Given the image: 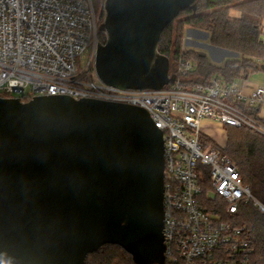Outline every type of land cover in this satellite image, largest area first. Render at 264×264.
Segmentation results:
<instances>
[{
    "label": "water",
    "instance_id": "95a60500",
    "mask_svg": "<svg viewBox=\"0 0 264 264\" xmlns=\"http://www.w3.org/2000/svg\"><path fill=\"white\" fill-rule=\"evenodd\" d=\"M197 0H105L95 69L107 85L175 80L164 30ZM163 131L140 106L0 97V264H85L105 244L165 264Z\"/></svg>",
    "mask_w": 264,
    "mask_h": 264
},
{
    "label": "built area",
    "instance_id": "2783aa9c",
    "mask_svg": "<svg viewBox=\"0 0 264 264\" xmlns=\"http://www.w3.org/2000/svg\"><path fill=\"white\" fill-rule=\"evenodd\" d=\"M98 31L93 0H0V97L24 101L69 95L145 108L164 137L166 259L182 264H252L254 247L247 228L223 220L207 204L222 199L233 215L242 202H252L261 212L264 203L244 183L231 158L219 147L205 146L201 136L205 119L264 135L258 118L230 102L232 98L262 106L264 86L246 93L238 83L190 82L196 63L183 55L172 72L175 80L161 90L110 86L95 69ZM256 61L264 70V58Z\"/></svg>",
    "mask_w": 264,
    "mask_h": 264
},
{
    "label": "trees",
    "instance_id": "16d2710c",
    "mask_svg": "<svg viewBox=\"0 0 264 264\" xmlns=\"http://www.w3.org/2000/svg\"><path fill=\"white\" fill-rule=\"evenodd\" d=\"M101 14H104V1ZM232 10L239 12L231 15ZM264 0H197L193 7L182 11L164 30L159 51L170 59V72L174 71L178 58L183 55L193 59L195 68L189 75L190 82L210 83L217 79L233 84L238 77L263 70L257 58H264L263 33ZM186 27L196 28L209 33L212 45L237 52L240 59L227 60L222 66L210 63L206 53L195 49L183 50ZM102 35L101 42L105 41ZM174 65V66H173ZM30 99H25L27 102ZM234 105L258 118L261 106L251 107L243 102L230 99ZM227 142L220 149L237 165L243 181L250 187L255 197L264 198V135L246 126H223ZM202 139L204 137L203 133ZM210 142V140H209ZM208 203L209 209L223 220L237 226H245L253 242L252 264H264V212L252 202H242L235 214H228L226 202L217 199ZM263 203V202H262ZM85 264H135L132 255L122 246L105 244L97 251L87 255ZM165 264H182L166 259Z\"/></svg>",
    "mask_w": 264,
    "mask_h": 264
},
{
    "label": "rangeland",
    "instance_id": "374dc122",
    "mask_svg": "<svg viewBox=\"0 0 264 264\" xmlns=\"http://www.w3.org/2000/svg\"><path fill=\"white\" fill-rule=\"evenodd\" d=\"M93 2H94L95 10H96L98 21H99V25H100V23L104 20V14L103 15L101 14L102 2L99 1L98 3H96L95 0H93ZM231 15L238 16L239 12L237 10H232L231 11ZM186 28H185V30H186ZM102 35L105 36V34L103 32L98 31V34H97L98 42H101ZM187 37H188V34H187V31H186V32H184V39L186 40ZM105 38H106V36H105ZM261 38L264 41V20H263V33L261 35ZM190 39L195 41V42H197V43H199V44H202L201 51L204 52V53H207V55L210 56V53L208 52L209 51L208 47H209V45H212V44L210 42V38H209V33L208 32L204 31V33L202 35L191 36ZM87 57H88V52L85 53V60L87 59ZM77 65H78L79 68H83L84 67L83 61L82 62L79 61V63ZM243 79H244L243 77H238L237 78V82H242ZM202 126H203L202 128H203L204 137H206V138H208L210 140V142H209V140L201 138V140H202V142H203V144L205 146H207V147L216 146V147H220L221 148L222 146H224L226 144L227 135H226V131H225L224 127L220 126L218 123H216L214 121L207 120V119H205L202 122ZM257 199L264 203V198L263 199L262 198L259 199V197H258Z\"/></svg>",
    "mask_w": 264,
    "mask_h": 264
},
{
    "label": "crops",
    "instance_id": "0c3cea01",
    "mask_svg": "<svg viewBox=\"0 0 264 264\" xmlns=\"http://www.w3.org/2000/svg\"><path fill=\"white\" fill-rule=\"evenodd\" d=\"M187 31L188 37L185 40L183 38V46L189 49H195L197 51H201L202 44H199L193 40H191V36H199L204 33L203 30H199L196 28L187 27L185 32ZM209 53L210 56L207 55L208 60L210 63L218 66H222L227 60H234V59H240L241 55L237 52L227 50L221 47H217L214 45H209ZM202 52V51H201ZM242 82H236L238 83L239 87L244 90V92L249 93L253 88L257 86H264V70H261L259 72L251 73L245 77ZM261 117L264 118V104L261 106L260 111Z\"/></svg>",
    "mask_w": 264,
    "mask_h": 264
}]
</instances>
